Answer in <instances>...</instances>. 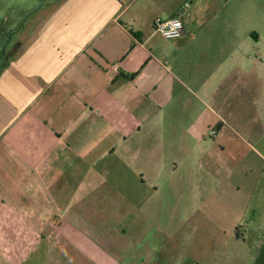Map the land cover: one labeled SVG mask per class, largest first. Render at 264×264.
Masks as SVG:
<instances>
[{
	"label": "rangeland",
	"instance_id": "rangeland-1",
	"mask_svg": "<svg viewBox=\"0 0 264 264\" xmlns=\"http://www.w3.org/2000/svg\"><path fill=\"white\" fill-rule=\"evenodd\" d=\"M185 9L201 16L190 28L209 56L192 57L189 79L186 65L165 64L182 81L179 100L165 109L149 88L148 118L127 142L97 133L91 183L59 195L23 264H264V0ZM186 107L192 119L181 118Z\"/></svg>",
	"mask_w": 264,
	"mask_h": 264
},
{
	"label": "crops",
	"instance_id": "crops-1",
	"mask_svg": "<svg viewBox=\"0 0 264 264\" xmlns=\"http://www.w3.org/2000/svg\"><path fill=\"white\" fill-rule=\"evenodd\" d=\"M186 2L0 0V264H23L59 195L73 199L76 186L91 183L87 163L100 130L110 128L123 144L139 132L149 88L165 109L179 100L182 81L166 65H186L189 79L192 57L210 54L194 44L205 36L191 32L201 16L193 18ZM175 17L182 35L159 47L153 21ZM192 115L186 107L181 118Z\"/></svg>",
	"mask_w": 264,
	"mask_h": 264
},
{
	"label": "built area",
	"instance_id": "built-area-1",
	"mask_svg": "<svg viewBox=\"0 0 264 264\" xmlns=\"http://www.w3.org/2000/svg\"><path fill=\"white\" fill-rule=\"evenodd\" d=\"M153 31L166 40H175L182 35L184 26L181 19L177 17L169 19L157 18L153 21Z\"/></svg>",
	"mask_w": 264,
	"mask_h": 264
}]
</instances>
